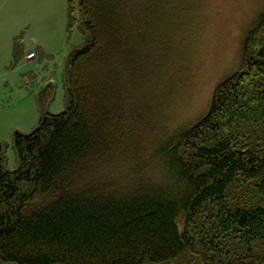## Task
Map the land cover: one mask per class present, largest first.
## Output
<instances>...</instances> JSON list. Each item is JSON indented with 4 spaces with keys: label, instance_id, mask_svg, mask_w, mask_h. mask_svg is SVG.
Instances as JSON below:
<instances>
[{
    "label": "trees",
    "instance_id": "trees-1",
    "mask_svg": "<svg viewBox=\"0 0 264 264\" xmlns=\"http://www.w3.org/2000/svg\"><path fill=\"white\" fill-rule=\"evenodd\" d=\"M67 1L72 102L15 134L14 171L0 143V264H264V10L177 128L213 0Z\"/></svg>",
    "mask_w": 264,
    "mask_h": 264
},
{
    "label": "rangeland",
    "instance_id": "rangeland-1",
    "mask_svg": "<svg viewBox=\"0 0 264 264\" xmlns=\"http://www.w3.org/2000/svg\"><path fill=\"white\" fill-rule=\"evenodd\" d=\"M263 10L264 0L211 2L204 31L193 34L188 90L168 110L174 127L193 124L207 112L215 86L237 69L244 39ZM67 11V0H0V143L8 146L11 171L18 167L15 134H30L41 118L67 111L72 102L66 61L69 51L85 42V32L78 24L69 30ZM38 42L53 52L41 64L39 56L25 58Z\"/></svg>",
    "mask_w": 264,
    "mask_h": 264
},
{
    "label": "crops",
    "instance_id": "crops-1",
    "mask_svg": "<svg viewBox=\"0 0 264 264\" xmlns=\"http://www.w3.org/2000/svg\"><path fill=\"white\" fill-rule=\"evenodd\" d=\"M16 4H18V2ZM55 4H56V2H55ZM51 8H52V6H51ZM67 16L69 17V5H68ZM38 43L39 44L36 47L35 53H36V57L39 56L37 64H41L42 61H44L45 57L50 58L51 57L50 55H53V52H51L50 48L48 46H46L45 44H43L42 42H38ZM18 48H19V46H16L14 48V53L17 52ZM33 52L34 51H30L27 53V55H29L30 53H33ZM7 54H8V47H7ZM6 58H7V56H6ZM25 58L27 59V56ZM33 61H35V60H33Z\"/></svg>",
    "mask_w": 264,
    "mask_h": 264
},
{
    "label": "built area",
    "instance_id": "built-area-1",
    "mask_svg": "<svg viewBox=\"0 0 264 264\" xmlns=\"http://www.w3.org/2000/svg\"><path fill=\"white\" fill-rule=\"evenodd\" d=\"M36 58V53L35 52H33V53H30L29 55H27V59L28 60H34Z\"/></svg>",
    "mask_w": 264,
    "mask_h": 264
}]
</instances>
